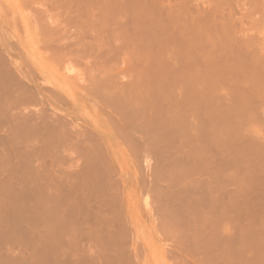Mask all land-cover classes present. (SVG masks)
Returning <instances> with one entry per match:
<instances>
[{"label":"rangeland","instance_id":"rangeland-1","mask_svg":"<svg viewBox=\"0 0 264 264\" xmlns=\"http://www.w3.org/2000/svg\"><path fill=\"white\" fill-rule=\"evenodd\" d=\"M70 1L0 0V33H4L5 41V46L0 41V48L4 50L1 49L2 55L9 57L10 61L4 57L8 66L12 69L15 67L13 71L22 74L20 77H36L38 85L44 89L40 91H43V95L38 94L39 100L44 102L45 99L56 105L53 108L49 107L52 104L44 102L38 106L32 100L27 105L24 103L28 101L20 100L26 107L25 113L28 111L27 115L31 118V114L38 124H42L41 121L49 116L52 119L55 116L57 118V115H60L59 119L64 116L60 122L68 121L61 123L67 124L63 126L71 134L66 138L68 142L65 139L66 145L61 144L60 147L53 142V145L49 143L43 147L44 144L42 146V143L33 141H27V146L26 137L21 141V149L20 141L12 137L26 132L20 134L15 129L12 132L11 128L8 131L7 125L3 126V122L0 124V143H3L0 145V264L102 262L82 258L84 253L81 247L86 239L79 241V238H75V241L70 236L62 238L63 243L71 239L62 247L65 250L71 244L70 249H67V252H75H71V261L70 253L67 255L66 250L60 249L58 218L66 225L62 227H66L67 234L75 218L70 213L74 211V214L77 212L80 215L84 210L76 205L71 208L67 202L62 212L57 210H60V201L56 198L59 197L56 195V183L61 170L63 176H70L72 181H76V184L74 182L68 186L71 190L64 187L63 196L66 197L73 193L71 196L78 194L79 198V177L85 179L87 172L88 179L93 175L94 179L91 177L93 180L89 181L94 186L92 191L97 188L94 192L100 196L99 203L116 210V222L126 251L123 250L126 258L123 256L125 260L122 259V262L124 260L127 263V257L130 256L129 264H264V0H86L87 10L83 7L85 0ZM80 8L83 9L82 14ZM75 14H81L82 19L87 20H84L82 29L73 23L74 27L67 24L71 15ZM56 18L60 23L67 20L62 23L66 28L58 24ZM101 19L104 20L101 29L94 32L92 24ZM54 22L58 24L57 28L52 27ZM59 25L64 33L61 27L58 29ZM87 25L91 27L88 31ZM51 28L58 31H52ZM78 28L80 31L86 29V33L81 31L78 34ZM45 30H49V33ZM93 32L95 35L99 32L96 35L98 38ZM47 39L52 42H46ZM98 39L103 43H99ZM60 40L63 41L60 43ZM247 40L253 43L248 42V45L246 42L245 45ZM44 41L48 43L47 46ZM99 47L103 49L102 55ZM56 48H60L59 53ZM93 75L95 79L98 78L93 82L101 85L98 92L102 90V94L93 89L96 87L92 83ZM23 80L29 83L27 78ZM46 89L51 90L50 94ZM104 93L106 97L110 93L111 98L109 96L106 100ZM20 101L15 104L19 105ZM241 102L248 103L249 108H244L246 105ZM17 105L14 107L18 108ZM23 105L21 110H17L18 114L26 117ZM37 117L42 118L41 121ZM57 121L54 120V123ZM7 137L11 139V145ZM15 140L19 142L17 145ZM86 146L99 149L98 156L93 154L95 160L86 156ZM12 154L22 160L15 155L11 157ZM5 157H8L7 160ZM97 171H100L98 175ZM73 174L78 175L75 178ZM238 193L241 195L237 196ZM104 195H107L108 202L104 198L101 201ZM42 197L45 204L51 203L50 209ZM67 207L71 208L70 213ZM168 208H176L174 215L177 212L186 218L188 215V218L183 215L184 219H179L176 216L178 221ZM168 214L175 220H170L172 218ZM61 216L66 219H61ZM167 221L177 225L169 227ZM173 226L176 230L166 231V227ZM43 238H46V243ZM63 243L61 240L60 244ZM62 251L66 255H61L64 253ZM105 263L116 264L113 261Z\"/></svg>","mask_w":264,"mask_h":264},{"label":"bare ground","instance_id":"bare-ground-1","mask_svg":"<svg viewBox=\"0 0 264 264\" xmlns=\"http://www.w3.org/2000/svg\"><path fill=\"white\" fill-rule=\"evenodd\" d=\"M56 1V0H55ZM62 1H64V0H62ZM66 1V0H65ZM70 1V0H69ZM73 1V0H72ZM84 1V0H83ZM83 1H81L82 3H83ZM68 2V1H67ZM62 3H64V2H62ZM69 3V2H68ZM46 4H48V3H46ZM50 4V3H49ZM72 4H73V2H72ZM77 4V2H75V5ZM55 5V4H54ZM58 5V4H57ZM67 5V4H66ZM70 5H71V1H70ZM69 5V6H70ZM78 5V4H77ZM80 5V4H79ZM86 5H88L87 4V1L85 0V3H84V5H83V7H85V10H87L86 9ZM48 6V5H47ZM52 6V5H51ZM64 6V5H63ZM63 6H61V7H63ZM68 6V5H67ZM71 6H73V5H71ZM75 7H77V6H75ZM81 7V6H80ZM52 8H53V6H52ZM51 8V9H52ZM55 8H57V6L55 7ZM74 7H72V9H73ZM78 8H79V6H78ZM82 8V7H81ZM81 8H80V11H81V14L83 13V9L81 10ZM242 8L243 9H246L245 8V6H242ZM50 9V10H51ZM66 9H67V7H66ZM65 9V10H66ZM49 10V11H50ZM69 10V9H68ZM71 10V9H70ZM69 10V11H70ZM74 10V9H73ZM73 10H71V11H73ZM79 9H76V11H78ZM64 11V10H63ZM67 11V10H66ZM70 11V12H71ZM80 11H78V12H80ZM53 12V11H52ZM68 12V11H67ZM50 13V12H49ZM54 14H56V13H54ZM54 14H53V16H54ZM67 14V13H66ZM69 14V13H68ZM74 14V13H73ZM77 14V13H76ZM75 14V16H74V18L72 19V15H71V17H70V19H72V20H70L69 19V21H68V23L67 24H71V23H73V25L75 26H77V27H79V28H81L82 29V27H84L85 26V21L87 22V20H85L84 18L82 19V16L83 15H81V18L79 17L80 15H76ZM85 15H86V13H84ZM39 15V14H38ZM57 15H59V14H57ZM84 15V16H85ZM42 16V15H41ZM59 17V16H58ZM55 18V17H54ZM57 19V21H58V24L60 23V21H59V19L58 18H56ZM50 20V19H49ZM51 20H52V18H51ZM85 20V21H84ZM55 21V20H54ZM67 21V20H66ZM66 21L64 22V23H66ZM71 21V22H70ZM51 22H53V21H51ZM62 23H63V21H61V25H62ZM63 23V24H64ZM103 23H104V20L103 19H101V20H98L97 22H95L94 24H92L93 25V29H94V32H97V31H99V29H101V26L103 25ZM37 24H38V22H37ZM49 24H50V22H49ZM52 24H54V26H52V27H55V28H57L56 27V25H58L57 23H52ZM87 24H90V23H87ZM72 25V24H71ZM72 25V27H74ZM84 25V26H83ZM51 26V25H50ZM63 26V25H62ZM62 26H60L59 25V30H60V27L62 28ZM69 26V25H68ZM64 28H66L65 26H63ZM90 27V25L88 26L87 25V31H88V28ZM55 28H51V30L52 31H55V30H57L58 31V29H55ZM68 28V27H67ZM70 28H71V26H70ZM78 28V29H79ZM99 28V29H98ZM45 29V28H44ZM54 29V30H53ZM73 29V28H72ZM72 29H68L69 31L70 30H72ZM75 29V28H74ZM85 29V28H84ZM89 29H91V27L89 28ZM50 30V31H51ZM63 28H62V32H63ZM77 30V29H76ZM49 31V30H48ZM47 31V32H48ZM75 31V30H74ZM81 31H83V32H85L86 31V29L85 30H81ZM80 29H79V33L78 34H80ZM45 32H46V30H45ZM45 32H43L42 31V33H45ZM46 32V33H47ZM61 32V31H60ZM61 32V33H62ZM91 32H92V30H91ZM90 31H89V33L90 34H92ZM93 32V33H94ZM46 33H45V35L44 36H46ZM49 33V32H48ZM51 33V32H50ZM52 33H54V32H52ZM56 33V32H55ZM64 33V32H63ZM63 33H62V36H65V35H63ZM65 33H67L66 31H65ZM86 33V32H85ZM2 34H4V33H2ZM1 33H0V41H1V45L2 46H5V41H4V38H3V35H2ZM70 34V33H69ZM77 34V33H76ZM97 34H99V32L98 33H96V35ZM52 35V34H51ZM74 35V34H73ZM83 35V34H82ZM93 35H95V33L93 34ZM96 35H95V37H96ZM100 35H101V32H100ZM50 36V35H49ZM60 36V35H59ZM77 36V35H76ZM81 36V35H80ZM92 36V35H91ZM58 37V36H57ZM73 37V36H72ZM100 37V36H99ZM68 38V37H67ZM77 38V37H76ZM74 39V40H77V39ZM96 38H98V37H96ZM9 39V38H8ZM46 39V38H45ZM54 39H56V38H54ZM53 39V40H54ZM59 39V38H58ZM60 39H63V38H61L60 37ZM100 39V38H99ZM98 39V40H99ZM10 40V39H9ZM70 40V39H69ZM51 41V40H50ZM48 39L46 40V42H50ZM56 41V40H55ZM61 41H63V40H60V43H61ZM85 41V40H84ZM9 42V41H8ZM45 41H44V43H45V45L47 44L48 45V43H46ZM52 42V41H51ZM66 42V41H65ZM65 42H63L64 44H65ZM249 42L250 44H252L253 43V41L252 40H247V41H245V45H247V43ZM252 42V43H251ZM10 43V42H9ZM43 43V42H42ZM56 43V42H55ZM58 43V42H57ZM69 43V42H68ZM67 42H66V44H68ZM83 43V42H82ZM99 43H101L100 42V40H99ZM102 43H103V41H102ZM101 43V44H102ZM249 43H248V45H249ZM52 44H54V43H52ZM80 44V43H79ZM101 44H100V46H101ZM46 45V46H47ZM50 45V44H49ZM96 45V44H95ZM59 46V45H58ZM71 46V45H70ZM98 46H99V44H98ZM61 47H62V45H61ZM66 47V46H65ZM65 47H64V49H65ZM84 47V46H83ZM88 47V46H87ZM102 47V46H101ZM101 47H99L100 48V54H101V51L103 50ZM63 48V47H62ZM85 48V47H84ZM95 48V47H94ZM96 48H97V46H96ZM2 47L0 48V124L2 123L3 124V126L4 125H7V127L6 128H8L7 130L8 131H11V129H13L12 130V132L14 131V129L15 130H18L17 131V133H22V131H24V132H26V134H24V132L22 133V134H24V135H19V134H17L16 132H15V134H17L21 139H19V137L16 135V136H14V137H12V138H15L16 139V137H17V139H18V141H20V143L21 144H19V146H16V147H19V148H21L22 149V147H23V141H22V139H25L26 137H28V139L26 138V143H31L32 141L33 142H40V143H42V146H43V144L45 145V146H43V147H46V144H49L50 143V145H53V143L55 144H57L59 147L61 146V144H65L64 142H65V139L69 136V135H71L70 133L68 134V132H69V129H67V127H65L64 128V126H66L67 124H65V123H67L68 121L67 120H65V121H67V122H65V121H63V122H65L63 125H62V120H61V122H60V119H63L64 118V116H63V118H58L59 116L57 115V118H56V116L55 115H53V116H55L54 118H56V119H58L59 120V123H58V121L56 120V119H52V118H50V116L48 117V119H46L45 117V120H42L41 121V119L42 118H40V120H39V118H38V120L39 121H41V123L42 124H38V123H36L37 121H35L34 119H33V117H32V115L30 114V116H31V118L29 117V115H27V112L25 113V110H26V107L23 105V103L25 102V101H30V100H32L31 102H33L34 103V101H35V104H38V106L40 105L39 103H41V105H42V103H44V102H46V104L47 103H50L49 105H51V106H49V107H56V105L54 106L53 105V103H51V102H48V98L46 99L47 101H45V99H43L44 100V102L42 101V100H39V98H40V94H42L43 93V91L42 92H40L41 90H44V89H41V87L38 85V81L37 80H35V78L36 77H34V78H32V77H28V76H24V78H27L28 79V81H29V83L28 82H25V80H23L24 78H23V76H21L20 77V75H22V74H17L16 72H14L13 70H16L15 69V67H13L12 65H10V66H12L14 69H12V68H10L9 66H8V61L7 60H5V58L4 57H6L4 54L2 55ZM56 49H58V53L60 52L59 51V49L60 48H56ZM68 49V48H67ZM71 49V48H70ZM78 49V48H77ZM98 49V48H97ZM102 49V50H101ZM55 50V49H54ZM95 50V49H94ZM57 51V50H56ZM91 51V50H90ZM98 51V50H97ZM3 52H4V50H3ZM62 52V51H61ZM8 53V52H7ZM54 53V52H53ZM57 53V52H56ZM55 53V54H56ZM63 53V52H62ZM61 53V54H62ZM75 53V52H74ZM65 54V53H64ZM67 54V53H66ZM50 55H52V54H50ZM72 55V54H71ZM73 55H75V54H73ZM82 55V54H81ZM102 55V54H101ZM59 56H60V54H59ZM64 56H66V55H64ZM79 55H77V57H78ZM53 57V56H52ZM55 57V56H54ZM57 57V56H56ZM82 57H83V55H82ZM86 57V56H85ZM6 58H8V60L10 61V59H9V57L7 56ZM61 58H63L64 59V57H62L61 56ZM60 59V58H59ZM65 59H66V57H65ZM76 59V58H75ZM80 59V58H79ZM57 61H58V58L56 59ZM85 60V59H84ZM101 60V59H100ZM7 61V62H6ZM61 61V60H60ZM95 63H96V61H95ZM13 64V63H12ZM99 64V63H98ZM95 65V64H94ZM99 66H101V65H99ZM103 66H104V62H103ZM102 66V67H103ZM88 67V66H87ZM18 68V67H17ZM95 68H96V66H95ZM41 69V68H40ZM91 69V68H90ZM92 69H93V66H92ZM101 69V68H100ZM18 70V69H17ZM27 71H28V69H26ZM87 70V69H86ZM26 71V72H27ZM91 71V70H90ZM19 73V72H18ZM21 73V72H20ZM87 73V72H86ZM92 73V72H91ZM27 74H28V72H27ZM19 75V76H18ZM31 75H33L32 73H31ZM89 75V74H88ZM38 76V75H37ZM94 76V75H93ZM92 77V76H91ZM101 78H103V77H101ZM100 78V79H101ZM38 79V78H37ZM98 79V78H97ZM97 79H95V76H94V79H92V83L94 84V86H96L95 88H93V89H95L94 91L96 92V90H97V92H98V90L101 88V85H98V82H97V85H95V80H97ZM99 79V81H101ZM41 81V80H40ZM94 81V82H93ZM104 81V80H103ZM102 82V81H101ZM92 83H91V85L90 86H92L93 87V85H92ZM103 85L104 84H102V88H103ZM106 85V84H105ZM109 86V85H108ZM108 86H107V88H108ZM43 87V86H42ZM99 87V88H98ZM106 88V89H107ZM105 89V88H104ZM104 89H103V91H104ZM47 90V89H46ZM48 91V90H47ZM52 91H53V89H52ZM92 91V90H91ZM91 91H89V92H91ZM49 92V94H50V92H51V90H49L48 91ZM58 92V91H57ZM93 92V91H92ZM96 92V93H97ZM107 92V91H106ZM109 92V91H108ZM107 92V93H108ZM40 93V94H39ZM99 94H102V90L101 91H99L98 92ZM39 94V95H38ZM44 94H45V96H47L46 94V92L44 91ZM51 94H53V93H51ZM57 94L58 93H56L54 96H57ZM92 94V93H91ZM43 95V94H42ZM53 95H51L52 97H53ZM58 95H60V94H58ZM93 95H94V92H93ZM112 95V94H111ZM38 96V97H37ZM45 96H43V98H45ZM104 96H105V93H104ZM109 96H110V93H109ZM108 95H107V97H109ZM63 96H61V98H62ZM95 97V96H94ZM101 97H103L102 95H101ZM106 97V96H105ZM107 97H106V100H107ZM34 98H37V99H35L34 100ZM55 98H58V99H60L59 97H54V99ZM110 98H111V96H110ZM109 98V99H110ZM128 98V97H127ZM41 99H42V97H41ZM58 99H56V100H58ZM100 99H102V98H100ZM99 99V100H100ZM241 99V97L239 98V100ZM24 101V102H21V101ZM39 100V101H38ZM103 100V99H102ZM19 101L21 102L19 105H21V108H19L20 106L19 105H17L18 103H19ZM51 101V100H50ZM58 101H60V100H58ZM63 101V100H62ZM105 103H106V101L105 100H103ZM130 101V100H129ZM128 101V102H129ZM241 101H242V99H241ZM246 101V100H245ZM31 102H29V103H24V104H30ZM64 102V101H63ZM101 102V101H100ZM99 102V103H100ZM126 102V101H125ZM248 102V101H247ZM246 102V103H247ZM15 103H17V104H15ZM32 103V104H33ZM60 103V102H59ZM108 103V102H107ZM127 103V102H126ZM242 103V102H241ZM46 104H45V106H46ZM67 104V103H66ZM103 104V103H102ZM127 104H129V103H127ZM238 104V103H237ZM242 104H244V103H242ZM242 104H239V106H241ZM14 105L16 106H18V108L17 107H14ZM22 105H23V109H24V107H25V109H24V113L26 114V117L25 116H23V115H21V114H18V110L17 109H22ZM26 105V106H27ZM244 105H246V106H244V108H246L249 104L247 103V104H244ZM101 106V105H100ZM238 106V105H237ZM238 106V107H239ZM243 106V105H242ZM241 106V107H242ZM43 107H44V104H43ZM46 107H48V106H46ZM45 107V108H46ZM105 107H107V105H105ZM128 107V106H127ZM132 107V106H131ZM240 107V108H241ZM252 107V106H251ZM14 108L16 109V110H14ZM37 108V107H36ZM52 108V109H53ZM243 107H242V109H244ZM248 108H249V106H248ZM41 109H42V107H41ZM41 109H39V110H41ZM56 109V108H55ZM57 109H60V108H57ZM56 109V110H57ZM206 109V108H205ZM45 110H47V109H45ZM54 110V109H53ZM102 110V109H101ZM133 110H134V108H133ZM14 111H16V113L14 112ZM44 111V109L42 110V112ZM48 111V110H47ZM59 111V110H58ZM58 111H57V113H58ZM206 111H209V109L207 108L206 109ZM56 112V111H55ZM61 111H59V113H60ZM21 113H22V111H21ZM45 113V112H44ZM53 113V112H52ZM103 113V112H102ZM39 114V113H38ZM40 114H42V113H40ZM39 114V115H40ZM68 114V113H67ZM43 116H44V114H42ZM41 115V116H42ZM47 116H48V112H47V114H46ZM50 115V114H49ZM28 116V117H27ZM69 116V115H68ZM209 116V115H208ZM25 117V118H24ZM51 117H52V115H51ZM205 117H206V115H205ZM4 119V120H3ZM51 119L53 120V122L51 121ZM117 119V118H116ZM210 119H212V118H210ZM54 120H55V122L57 121V123H54ZM213 120H215V119H213ZM73 121V120H72ZM118 122V121H117ZM213 121L211 120V123H212ZM5 123H7V124H5ZM123 123V122H122ZM1 124V125H2ZM73 124V123H72ZM114 124H115V122H114ZM117 124H119V123H117ZM75 126V125H74ZM125 126V125H124ZM71 127V126H70ZM76 127V126H75ZM5 128V127H4ZM3 128V129H4ZM9 128H11V129H9ZM132 128V127H131ZM128 129H130V128H128ZM68 130V131H67ZM20 131V132H19ZM71 131H73V129L71 130ZM70 131V132H71ZM5 132H7L6 130H5ZM76 132V131H75ZM10 134H11V132H9ZM73 133V132H72ZM78 133V132H77ZM76 133V134H77ZM6 134V133H5ZM14 134V135H15ZM1 135V134H0ZM73 135V134H72ZM75 135V134H74ZM3 136V135H2ZM5 136H8V135H5ZM11 136V135H10ZM10 136H8V137H10ZM22 136H23V138H22ZM25 136V137H24ZM7 137V138H8ZM3 138V137H2ZM69 138V137H68ZM67 138V139H68ZM4 139H6V137H4ZM10 138H8V140H9ZM30 139V140H29ZM66 139V140H67ZM214 139V138H213ZM11 140V139H10ZM10 140H9V144H10ZM51 140V141H50ZM53 140V141H52ZM224 140H225V138H224ZM1 141H4V140H1ZM5 141H7V139L5 140ZM18 141H16L15 140V144L17 145V142ZM22 141V142H21ZM28 141V142H27ZM73 141H74V139H73ZM78 141V140H77ZM219 141V140H218ZM8 142V141H7ZM14 142V141H13ZM13 142H11V143H13ZM53 142V143H52ZM63 142V143H62ZM67 142H68V140H67ZM66 142V143H67ZM212 142V141H211ZM216 142V141H215ZM19 143V142H18ZM25 143V142H24ZM26 143L24 144V145H26ZM29 143L27 144V146L29 145ZM75 143V142H74ZM1 144H3V143H0V145ZM14 144V143H13ZM34 144V143H33ZM11 145V144H10ZM10 145H7L6 147H9ZM66 145V144H65ZM68 145V144H67ZM215 145H217L216 143H215ZM4 146V145H3ZM34 146L36 147V145L34 144ZM96 146V145H95ZM94 146V148L92 147V148H90L89 146H86V156L88 155L90 158H93V154L95 155V156H98L97 154H99L98 152H97V150H99V149H95L96 147ZM213 146V145H212ZM32 146H30V148H31ZM34 147V148H35ZM41 147V146H40ZM50 147H52V146H50ZM57 147V146H56ZM55 147V148H56ZM63 147V146H62ZM69 147H71V146H69ZM207 147V146H206ZM206 147H203V148H205V149H207ZM4 148V147H3ZM11 148H13L12 146H11ZM10 148V149H11ZM39 148V147H38ZM242 148V147H241ZM244 148V147H243ZM242 148V149H243ZM6 149V148H5ZM9 149V148H8ZM25 149V148H24ZM37 149V148H36ZM46 149V148H45ZM59 149V148H58ZM61 149V148H60ZM14 150H15V148H14ZM16 150H18V149H16ZM27 150H29V148L27 147ZM32 150V149H31ZM34 150V149H33ZM48 149H46V151H47ZM222 150H223V148H222ZM225 150V149H224ZM227 150V149H226ZM238 150H239V147H238ZM237 150V151H238ZM9 151V150H8ZM20 151V150H19ZM22 151V150H21ZM30 151V150H29ZM59 151V150H58ZM61 151H62V149H61ZM65 151H66V149H65ZM234 151V150H233ZM243 151V150H242ZM241 151V152H242ZM6 152V151H5ZM11 152V151H10ZM70 152V151H69ZM84 152V151H83ZM228 152V151H227ZM244 152V151H243ZM2 153H3V151H2ZM13 153H14V151H13ZM16 153V152H15ZM28 153V152H27ZM48 153V152H47ZM47 153L46 154H44V155H47ZM54 153V152H53ZM234 153H236V152H234ZM240 153V152H239ZM245 153V152H244ZM5 154V153H4ZM11 154V153H10ZM23 155L25 154L24 152L22 153ZM62 154H64V153H62ZM221 154V153H220ZM224 154V153H223ZM222 154V155H223ZM229 154V153H228ZM233 154V153H232ZM237 154V153H236ZM15 155V154H14ZM13 154L11 155V157L12 156H14ZM19 155V154H18ZM31 155H32V153H31ZM40 155H42V154H40ZM69 155V154H68ZM241 155V154H240ZM16 156V155H15ZM22 156V155H21ZM54 156H55V154H54ZM53 156V157H54ZM65 156V155H64ZM224 156H226V152H225V155ZM233 156V155H232ZM234 156L235 157H237V155H235L234 154ZM2 157H4V155L2 156ZM17 157V156H16ZM19 157V156H18ZM17 157V158H18ZM30 157V156H29ZM29 157H27V158H29ZM36 157V156H35ZM52 157V158H53ZM62 157V156H61ZM241 157V156H240ZM6 158V157H5ZM5 158H3V159H5ZM8 158V157H7ZM7 158H6V160H7ZM10 158V157H9ZM15 158V157H14ZM20 158V160H22L21 159V157H19ZM24 158H26L25 156H24ZM31 158V157H30ZM45 158V157H44ZM43 158V159H44ZM56 158V157H55ZM89 158V159H90ZM239 158V157H238ZM242 158V157H241ZM16 159V158H15ZM32 160H33V158H31ZM40 159V158H39ZM46 159V158H45ZM94 159V158H93ZM93 159H90V161L91 160H93ZM232 159H233V157H232ZM12 160H13V158H12ZM27 160V159H26ZM95 160V159H94ZM229 160V159H228ZM235 160V159H234ZM227 161V160H226ZM17 162H18V160H17ZM25 162V161H24ZM231 162V161H230ZM5 163V162H4ZM26 163V162H25ZM44 163V162H43ZM94 163V162H93ZM95 163H97L96 161H95ZM99 163V162H98ZM228 164V163H227ZM226 164V165H227ZM36 165V164H35ZM43 165V164H42ZM89 165V164H88ZM91 165V164H90ZM93 165V164H92ZM221 165V164H220ZM225 165V166H226ZM2 166V165H1ZM6 166V165H5ZM69 166V165H68ZM97 166V165H96ZM95 166V167H96ZM102 166V165H101ZM183 166V165H182ZM44 167H45V165H44ZM77 167V166H76ZM84 167V166H83ZM90 167V166H89ZM221 167V166H220ZM15 168V167H14ZM41 168V167H40ZM71 168V167H70ZM88 168V167H87ZM225 168V167H224ZM26 169V168H25ZM24 169V170H25ZM46 169V168H45ZM50 169V168H49ZM54 169V168H53ZM78 169V168H77ZM86 169V168H85ZM95 169V168H94ZM98 169H100L99 167H98ZM184 169V168H183ZM11 170V169H10ZM13 170V169H12ZM21 170V169H20ZM29 170V169H28ZM28 170H26L27 172H28ZM42 170V169H41ZM44 170V169H43ZM54 170H56V168L54 169ZM68 170V169H67ZM75 170V169H74ZM93 170V169H92ZM96 170H97V168H96ZM185 170V169H184ZM38 171V170H37ZM50 171H51V169H50ZM59 171H60V168H59ZM58 171V172H59ZM72 171V170H71ZM87 171H89L88 169H87ZM102 171H103V169H102ZM41 172V171H40ZM46 172V171H45ZM52 172H54V171H52ZM63 171L61 170L60 171V173H61V176L59 177V175H58V177H59V179H58V183H56L57 184V190H58V192L56 193V195L58 194V196L59 197H57L56 196V198H58L57 200H58V202H59V208H60V210L59 209H57L58 211H60V212H62V208H63V210H64V207H66V206H64L63 207V205H66V204H68V206H70L71 208H72V206L73 207H76V206H80V208L82 209H84L83 210V212H81L80 213V215H79V213H75L74 214V211H72L71 210V208L69 209L68 207H67V212L68 213H70V210L73 212L72 214L70 213V216L71 217H75L74 219H73V221H72V219H71V221H72V224L71 223H69V226H70V224H71V228L69 227H67L68 229H69V235H68V233L67 234H65V231H67V229H65V228H63L62 227V225L64 226L65 224H64V222L62 223L61 222V220H60V218H58L57 216V218H58V220H57V222L58 221H60V222H58V223H60V224H58L57 225V228H59V229H57V230H59L60 232H58L57 231V233L59 234V236L61 237L60 239H59V242L61 243V240H62V243H63V239L62 238H65L66 236L69 238V236H70V238L72 239V238H74V240H75V238H76V240L79 238L80 240L79 241H82V240H84V239H86V242H84L83 243V246L81 247L82 248V252L84 253L83 254V256H82V258H84L85 260L86 259H95V260H97V263H99L100 261H102L104 264H106L105 262H107L108 263V261L111 263V261H113V263L115 262L116 264H121V263H123V262H125L124 260H125V256H124V248L125 247H123L124 246V244H123V242H122V240L123 239H121V231H120V229H119V226H118V223L116 222V219L118 218V216L117 215H115V214H117V213H115L116 212V210H112V209H109V207H107V206H101V204L99 203V197L96 195V193L94 192V190L96 191V186H95V188L96 189H93V191L91 190L92 188H94V186L93 185H91L90 184V181H89V179L90 180H93L94 178H93V175L88 179L87 177H88V175H89V172H87L88 174H86L87 176H85V179H83L82 177H79V181H80V179H81V183L79 184V185H81V189H80V191H81V193H80V196H79V198L77 197L78 196V194H77V196H75V197H73V196H71V194H73V193H71V194H68L69 196L68 197H66V196H63V190H65V188H69L68 186H72L73 185V183L74 184H76V181L74 180V181H72L73 179H71L70 178V176H68V177H66V176H63L62 173ZM84 172V171H83ZM86 172V171H85ZM90 172L92 173V171L90 170ZM98 172V171H97ZM100 172V171H99ZM99 172L96 174V175H98L99 174ZM186 172V171H185ZM42 173V172H41ZM50 173V172H49ZM65 173V172H64ZM66 173H68V172H66ZM93 173H94V171H93ZM109 173V172H108ZM187 173V172H186ZM14 174V173H13ZM16 174V173H15ZM29 174H30V172H29ZM75 174V173H74ZM73 174V176H75V178H76V176L78 175H74ZM163 174V173H162ZM26 175V174H25ZM24 175V176H25ZM27 175H28V173H27ZM46 175V174H45ZM79 175H81V172H80V174ZM165 175V174H164ZM84 176V175H83ZM167 176V175H166ZM29 177H30V175H29ZM34 177V176H33ZM32 177V178H33ZM40 177V176H39ZM52 177H54V176H52ZM97 176H95V178H96ZM98 177H100V176H98ZM31 178V177H30ZM87 178V179H86ZM105 178V177H104ZM19 179H20V177H19ZM22 179V178H21ZM49 179H51V178H49ZM101 179H102V177H101ZM171 179V178H170ZM23 180V179H22ZM57 180V179H56ZM55 180V181H56ZM84 180V181H83ZM98 179L96 178V181H97ZM105 180H107V179H105ZM109 180V179H108ZM168 181H169V179H167ZM35 181V180H34ZM34 181H32V182H34ZM42 182H44L43 181V178H42V180H41ZM46 181H48L47 179H46ZM72 181V182H71ZM95 181V182H96ZM110 181V180H109ZM7 182V181H6ZM28 182V181H27ZM49 182V181H48ZM48 182L46 183V185L48 184ZM50 182H51V180H50ZM212 182V181H211ZM11 183H13V182H11ZM40 183V182H39ZM94 183V182H93ZM168 183H170V182H168ZM23 184V183H22ZM21 184V185H22ZM35 184V183H34ZM53 184H54V182H53ZM173 184V183H172ZM177 184V183H176ZM17 185V184H16ZM45 185V187L48 189V186H46ZM50 185V184H49ZM55 185V184H54ZM169 185V184H168ZM11 186V185H10ZM13 186V185H12ZM22 186H24V185H22ZM26 186V185H25ZM34 186V185H33ZM44 186V185H43ZM42 186V187H43ZM75 186V185H74ZM103 186H105V185H103ZM171 186V185H170ZM5 187V186H4ZM19 187V186H18ZM28 187V186H27ZM45 187H43V188H45ZM53 187V186H52ZM65 187V188H64ZM97 187H99V186H97ZM152 187V186H151ZM198 187V186H197ZM24 188V187H23ZM39 188H41V187H39ZM42 188V189H43ZM71 188V187H70ZM69 188V189H70ZM75 188V187H74ZM100 188H101V186H100ZM107 188H109V187H107ZM216 188V187H215ZM69 189H68V191H69ZM78 188H77V190H79ZM115 189V188H114ZM31 190V189H30ZM29 190V191H30ZM35 190V189H34ZM71 190V189H70ZM76 190V189H75ZM77 190H76V192H77ZM105 190V189H104ZM108 190V189H107ZM111 190V189H110ZM156 190H158V189H156ZM13 191V190H12ZM15 191V190H14ZM42 191V190H41ZM43 191H44V189H43ZM47 191V190H46ZM49 191V190H48ZM55 191V190H54ZM66 191H67V189H66ZM170 191V190H169ZM212 191V190H211ZM107 192V191H106ZM160 192V191H159ZM49 193H51V192H49ZM54 193V192H53ZM70 193V192H69ZM78 193H79V191H78ZM163 193V192H162ZM161 193V194H162ZM200 193H202V192H200ZM1 194V193H0ZM27 194V193H26ZM44 194V193H43ZM100 194H101V191H100ZM108 196L109 197H111V195H109V191H108ZM116 194V193H115ZM160 194V195H161ZM164 194H166V193H164ZM168 194V193H167ZM199 194V193H198ZM208 194V193H207ZM206 194V195H207ZM239 194V193H238ZM6 195V194H5ZM34 195V194H33ZM48 195V194H47ZM65 195V194H64ZM67 195V194H66ZM114 195V194H113ZM241 194H239V195H237V196H240ZM17 196H18V194H17ZM106 196V197H105ZM118 196V195H117ZM176 196H177V194H176ZM180 196V195H179ZM41 197V196H40ZM63 197H65V199H66V201H65V199L63 198ZM108 197V198H109ZM114 197H116V196H114ZM203 197V196H202ZM205 197H207V196H205ZM234 197V196H233ZM1 198H2V196H1ZM0 198V199H1ZM19 198V197H18ZM43 198V197H42ZM46 198V197H45ZM49 198H50V196H49ZM54 198H55V196H54ZM103 198H104V200H105V202H108V200H107V195H104V197H102V202H103ZM106 198V199H105ZM117 198V197H116ZM116 198H115V200H116ZM179 198V197H178ZM177 198V199H178ZM196 198V197H195ZM242 198V197H241ZM53 199V198H52ZM110 199V198H109ZM113 199V198H112ZM118 199V198H117ZM166 199V198H165ZM198 199V198H197ZM41 200V199H40ZM43 200H44V198H43ZM47 200V199H46ZM56 200V201H57ZM107 200V201H106ZM111 200V199H110ZM114 200V201H115ZM222 200V199H221ZM238 200H239V198H238ZM237 200V201H238ZM243 200V199H242ZM16 201V200H15ZM65 201V202H64ZM159 201H160V199H159ZM172 201V200H171ZM234 201V200H233ZM53 202H55V201H53ZM67 202V203H66ZM115 202H117V201H115ZM120 202V201H119ZM161 202V201H160ZM159 202V203H160ZM182 202V201H181ZM232 202V201H231ZM28 203V202H27ZM49 203H50V201H49ZM66 203V204H65ZM172 203V202H171ZM230 203V202H229ZM228 203V204H229ZM238 203V202H237ZM237 203H236V205H237ZM240 203L242 204L243 203V201L241 202V200H240ZM244 203H245V200H244ZM34 204V203H33ZM44 204H45V200H44ZM48 204V203H47ZM47 204H45L46 206H47ZM54 204V203H53ZM79 204V205H78ZM164 204V203H163ZM165 204H166V202H165ZM165 204H164V206H165ZM169 204V203H168ZM176 204V203H175ZM183 204V203H182ZM181 204V205H182ZM207 204V203H206ZM11 204L9 203V206H10ZM49 205V204H48ZM54 205H57V203L56 204H54ZM74 205H76V206H74ZM81 205H82V207H81ZM116 205V204H115ZM167 205V204H166ZM176 205H178V204H176ZM184 205V204H183ZM182 205V206H183ZM199 205V204H198ZM210 205V204H209ZM230 205V204H229ZM232 205V204H231ZM14 206V205H13ZM31 206V205H30ZM33 206V205H32ZM51 206V203H50V205H49V209L51 208L50 207ZM162 206V205H161ZM160 206V207H161ZM172 206V205H171ZM181 206V207H182ZM202 206V205H201ZM234 206V205H233ZM19 207V206H18ZM53 208H54V206H52ZM173 207H175V206H173ZM178 207L179 206H177V209H178ZM212 207V206H211ZM214 207V206H213ZM31 208V207H30ZM36 209V208H35ZM40 209V208H39ZM46 208L44 207V209L43 210H45ZM69 209V210H68ZM169 209V208H168ZM176 209V208H175ZM175 209H173V208H171V209H169V211L171 210V211H173V216L172 217H176V216H179V214L180 213H175V215H174V210ZM181 209V208H180ZM206 209V208H205ZM42 210V209H41ZM52 210H54V209H52ZM162 210L163 209H161V212H162ZM179 210V209H178ZM182 210V209H181ZM169 211H167L166 213H168ZM176 211V210H175ZM31 212V211H30ZM60 212H58L60 215H65V213H60ZM207 212V211H206ZM205 212V213H206ZM212 212V211H211ZM51 212H49L48 214H50ZM54 213H57V212H54ZM169 213V214H170ZM183 213H184V210H183ZM27 214V213H26ZM58 214V215H59ZM74 214V215H73ZM119 214V213H118ZM122 214H123V212H122ZM168 214V215H169ZM186 214V213H185ZM59 215V216H60ZM69 215V214H68ZM75 215H77L78 217H76ZM184 215V214H183ZM182 214L178 217L179 219H180V217H182L183 216ZM210 215V214H209ZM31 216V215H30ZM45 217H46V215H44ZM67 216V215H66ZM164 216V215H163ZM166 216V215H165ZM170 216V215H169ZM169 216H167V219L169 218ZM170 216V217H171ZM185 216V215H184ZM210 216H212V215H210ZM36 217H37V215H36ZM63 216H61V219H64V218H62ZM120 217V216H119ZM127 217V216H126ZM171 217V218H172ZM198 217V216H197ZM41 218V217H40ZM77 218V219H76ZM128 218V217H127ZM174 218H172V219H170V220H175ZM177 218V217H176ZM177 218V219H178ZM183 218V217H182ZM181 218V219H182ZM184 218H186V216L184 217ZM183 218V219H184ZM187 218H188V215H187ZM186 218V219H187ZM212 218V217H211ZM45 219V218H44ZM43 219V220H44ZM66 219V218H65ZM64 219V220H65ZM125 219V218H124ZM168 219V220H169ZM179 219H178V221H179ZM182 219V220H183ZM190 219V218H189ZM205 219V218H204ZM203 219V220H204ZM26 220H29V219H26ZM47 220V219H46ZM53 220V219H52ZM69 221H70V219H68ZM67 220V221H68ZM76 220V221H75ZM193 220V219H192ZM48 221V220H47ZM183 221H185V220H183ZM189 221V220H188ZM187 221V222H188ZM197 221V220H196ZM31 222H33V221H31ZM42 222V221H41ZM40 222V223H41ZM49 222V221H48ZM174 222V221H173ZM175 222H177V220L175 221ZM182 222V221H181ZM186 222V223H187ZM206 222V221H205ZM29 223V222H28ZM160 223H162V222H160ZM167 223H168V221H167ZM180 223V222H179ZM199 223V222H198ZM202 223V222H201ZM30 224V223H29ZM42 224V223H41ZM166 224V223H165ZM169 224H171V222H169L168 223V225L167 226H169V227H171L172 225H175V224H171V225H169ZM200 224V223H199ZM47 225H49L48 223H47ZM119 225H120V223H119ZM177 225V224H176ZM191 225H192V223H191ZM201 225V224H200ZM66 226V225H65ZM68 226V225H67ZM199 226V225H198ZM202 226V225H201ZM206 226V225H205ZM42 227H43V225H42ZM168 227V228H169ZM187 227V226H186ZM203 227V226H202ZM46 228V227H45ZM44 228V229H45ZM51 228V227H50ZM63 228V229H62ZM118 228V229H117ZM167 227L165 228L166 229V231H168V232H171V231H169L170 229H174L175 227L173 226L172 228H169L168 229ZM201 228V227H200ZM41 229V228H40ZM55 229V228H54ZM127 229V228H126ZM168 229V230H167ZM185 229V228H184ZM190 229V228H189ZM206 229V228H205ZM50 230V229H49ZM121 230L123 231V227L121 228ZM125 230V229H124ZM164 230V229H163ZM174 230H176V229H174ZM192 230L194 231L195 229H193L192 228ZM41 231V230H40ZM48 231V230H47ZM46 231V232H47ZM195 231H197V229L195 230ZM39 232V231H38ZM45 232V233H46ZM56 232V231H55ZM125 232V231H124ZM165 232V231H164ZM168 232L166 233V234H168ZM187 232H189V231H187ZM198 232V231H197ZM200 232V231H199ZM206 232V230L204 231V233ZM126 233V232H125ZM124 233V234H125ZM50 234V233H49ZM65 234V235H64ZM124 234H123V236H124ZM180 233H178V235H179ZM206 234H209V233H206ZM54 235V234H53ZM63 235H64V237H63ZM174 235V234H173ZM183 236H184V234H182ZM38 236H39V234H38ZM47 236H48V234H47ZM52 236V235H51ZM59 236H58V238H59ZM54 237V236H53ZM66 237V238H67ZM174 237V236H173ZM177 237H179V236H177ZM39 238H41V237H39ZM47 238V237H46ZM46 238H43L42 240H44L45 241V239ZM55 239H57V238H55ZM71 239L69 240V239H67L68 241H71ZM51 240V239H50ZM65 240V239H64ZM67 240H65L64 241V243H66V241ZM75 240V241H76ZM56 241V240H55ZM55 241H54V243H55ZM67 241V242H68ZM73 241V240H72ZM43 242V241H42ZM41 243V242H40ZM45 243H46V241H45ZM59 243V245H61L60 247H59V245H58V248H60L61 250H64L62 247L64 246V243H63V245L62 244H60ZM73 243V242H72ZM42 244V243H41ZM56 244V243H55ZM67 245H69L68 243H67ZM66 244H65V246H67ZM77 245H78V243H77ZM79 245H80V243H79ZM86 245V246H85ZM70 246H71V244L69 245V247L68 248H66V247H64V248H66L65 250H66V252L70 249ZM73 246V245H72ZM48 247V246H47ZM50 247V246H49ZM78 247V246H77ZM77 247H75V248H77ZM74 248V249H75ZM79 248V247H78ZM68 249V250H67ZM80 249V248H79ZM61 250L59 251V253L61 252ZM64 250V251H65ZM124 250V251H123ZM45 251V250H44ZM43 251V252H44ZM50 251V250H49ZM53 251H55V250H53ZM52 251V252H53ZM64 251H62V252H64ZM73 250H71V252H72ZM81 251V250H80ZM71 252L69 251V252H67L66 254L67 255H69L68 253H70V255L71 256H69L70 258V261H71V257H72V254H71ZM74 252V251H73ZM72 252V253H73ZM126 252V251H125ZM55 253V252H54ZM75 253V252H74ZM80 253V252H79ZM127 253H129V252H127ZM127 253H125V255L127 254ZM183 253V252H182ZM46 254H48V253H46ZM65 254V252L62 254L61 253V255H66ZM131 253H129L128 255H130ZM55 255H57V254H55ZM61 255H60V257H61ZM74 255V254H73ZM127 255V256H128ZM133 255V254H132ZM182 255H184V254H182ZM186 255V254H185ZM53 256V255H52ZM52 256H50V257H52ZM125 258H124V257ZM49 257V256H48ZM58 257V256H57ZM74 257V256H73ZM130 257V256H129ZM129 257H127L128 258V260H127V263L129 264ZM62 258V257H61ZM64 258V257H63ZM75 258V257H74ZM73 258V260H75ZM133 258V257H132ZM186 258V257H185ZM78 259V258H77ZM122 259H124L123 260V262H122ZM134 259V258H133ZM63 260V259H62ZM61 260V261H62ZM194 259H192V262H195V261H193ZM52 261V260H51ZM77 261V260H76ZM79 261H80V258H79ZM90 261V260H89ZM105 261V262H104ZM182 261V260H181ZM180 261V262H181ZM189 261H191V260H189ZM65 262V261H64ZM67 262H69L68 260H67ZM74 263L73 264H77V262L75 263V261H73ZM85 262H87L88 263V261H85ZM102 262H100L99 264H101ZM130 262H131V260H130ZM196 262H199V261H196ZM71 263V262H70ZM69 263V264H70ZM84 263V262H83ZM90 263V262H89ZM93 263L94 264H96V262L95 261H93ZM92 263V264H93ZM126 263V262H125ZM126 263V264H127ZM181 263H183V262H181ZM186 264H189L188 262H186ZM194 264V263H193Z\"/></svg>","mask_w":264,"mask_h":264}]
</instances>
